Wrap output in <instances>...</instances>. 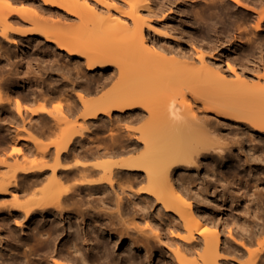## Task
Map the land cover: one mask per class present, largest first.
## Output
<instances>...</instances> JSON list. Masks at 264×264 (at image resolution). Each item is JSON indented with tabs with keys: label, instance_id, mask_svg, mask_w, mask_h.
<instances>
[{
	"label": "bare ground",
	"instance_id": "6f19581e",
	"mask_svg": "<svg viewBox=\"0 0 264 264\" xmlns=\"http://www.w3.org/2000/svg\"><path fill=\"white\" fill-rule=\"evenodd\" d=\"M16 1L21 0H0V55L6 58L11 56L10 45L2 44L4 41L15 44L18 51H27L19 48L21 39L9 37L8 30L13 29L10 23L21 20L39 21L44 8L42 4L49 5L51 13H56L53 7H58L64 10L66 16L76 15L85 25L88 22L93 25L103 24L115 33V38L99 40L101 45L94 48L88 45L86 38L59 36L48 29L22 28L15 30V33L18 36L39 33L46 41L55 44L54 50L66 51L65 54L58 53L63 58L67 57L60 61L58 66L65 67L68 71L75 70L79 75H88L97 68L107 67L110 63L114 66L116 80L111 94L105 95V98L94 99L88 98L82 92H77L76 97L68 95L65 98L66 108L63 109L65 112H70L79 103L87 109L84 118H98L105 114L111 117V125L117 120L116 117L113 120V112L120 116L124 113H134L138 117L148 115V119L140 129L139 137L124 141L111 126L109 141L103 146L83 143L77 139L86 134L83 129L61 128L59 138L52 139L43 146L40 145L44 139L41 136L32 133L27 136L19 135V139L30 140L28 153L32 156L38 153L39 156L35 160L24 162L0 161V167L6 168L0 170V198L10 195V202H0V233L1 230L6 232L5 236H0V255L3 256L7 249H13L14 244H17V247L19 244H25L22 251L15 247L16 251H12L9 257L3 256L1 264H112L110 260L115 254V246L124 238L128 239L126 249L143 248L149 256L147 251L150 246L144 242L139 243L137 237L129 233V227L122 226L124 222L121 209L125 197L116 191L117 188L122 192L127 189L131 194H144L143 198L147 200L152 196L156 203H160L180 218V230L173 232L171 229V239L181 240V247L174 250L178 264H192L186 254L194 251L198 261L193 264H224L218 259V228L202 221L191 200L186 197L182 188L176 186L170 174L178 166V161L192 162L196 156L207 155L212 149L217 150L216 156L220 158H235L237 153L233 152L231 147L241 149L246 142L245 136H235L230 139L231 142H221L217 145L213 142L212 135L219 130L213 121L222 120L227 126H231L232 130L229 131L236 134L243 133V129L264 134V65L262 75H244L235 63L228 62V69L235 73V77L231 78L227 77L220 67H215L204 59L203 48H199L197 56H193L179 47L174 48L149 39L146 30H152L149 16L152 13L153 0H122L125 9H115L106 16L100 13L105 8L109 11L111 4L117 8V0H95L93 3L42 0V4L28 2L29 11L16 7ZM223 2L227 5L233 2L237 7L252 10L257 16L254 28L258 30L262 27L264 0H254L258 8L245 0ZM209 6L214 7L215 2H211ZM45 8L47 9L46 6ZM221 13L219 8L209 10V14ZM155 34L158 32L155 31ZM74 55L84 59L85 67L77 57L73 60ZM194 57L199 60V64H196ZM55 60L58 62L60 59L55 57ZM69 63H72L70 67ZM58 75L64 76L62 68L59 69ZM254 76L256 80H253ZM20 78L22 77L17 69L7 73L2 70L0 72V86H5L8 91L5 101L0 99V111L11 117L10 120L0 122V125L6 127L8 134L19 126L31 131L36 130V133H50L51 127L48 128L49 117L46 112L52 111L46 108L44 103L37 108L31 107L29 102L36 100V95L28 91L23 93L25 84L23 86ZM110 78L112 75L105 79V83ZM95 82L96 89L104 84L97 80ZM27 83L28 89L35 88L31 87L29 81ZM36 88L42 89L39 83H36ZM64 111L63 116L66 115ZM25 112L36 117L26 119ZM61 123L62 121H58L56 124L60 126ZM228 137L226 135L225 139ZM246 137L249 139L251 136ZM142 140L144 150L138 156L105 160L102 165L78 158L94 157L100 153L109 156L129 153L138 149L139 141ZM75 142L77 147L73 148ZM51 144L55 149L50 148ZM13 149L12 151L16 152L20 150L19 147ZM248 149L251 151L256 148ZM262 151L263 149L259 156L263 159ZM48 158H53L54 162L48 163ZM101 171L103 173L98 177H89V173ZM47 179L49 181L46 186H42ZM142 180L146 181V186L134 190V184ZM68 181L71 183L61 186L60 182ZM83 191L101 204L113 202L116 214L95 211L91 213L94 217V220H91L93 217L90 219L89 214L83 213L80 208L82 198L79 195ZM99 191L100 194L94 195ZM113 192L115 199L109 200L108 197H111ZM21 195H30L36 199L35 206H23L18 201ZM14 215H19L21 219H15ZM117 218L122 221V225L117 224ZM145 221L147 229L138 225L130 228L153 233L158 241H162L161 232L153 227L148 219ZM17 227L20 230L29 227L28 236H17ZM65 231L68 236L60 241ZM87 234L92 239L91 245H88L85 237ZM4 239L6 246L1 243ZM199 242H202L201 250L191 248ZM249 242H255L256 245L241 242L247 250L248 263L262 264L264 236L256 240L250 239ZM129 257L135 260L133 251L130 255L127 254V259L131 260ZM116 264L120 262L117 260Z\"/></svg>",
	"mask_w": 264,
	"mask_h": 264
},
{
	"label": "rangeland",
	"instance_id": "374dc122",
	"mask_svg": "<svg viewBox=\"0 0 264 264\" xmlns=\"http://www.w3.org/2000/svg\"><path fill=\"white\" fill-rule=\"evenodd\" d=\"M76 1L95 2V0ZM245 1L258 8L254 4V0ZM28 2H41L42 4V0H21L16 1L15 4L16 7L27 11L30 8V5H27ZM211 2H215L214 7L209 6ZM232 3L224 4L223 0H153L152 13L149 16L152 30H146L147 37L174 48L179 47V49L190 52L193 56H197L199 48H203L205 51L204 59L213 66L220 67L227 77H235L234 71L228 69V62L235 63L240 73L244 75L246 73L262 75V66L264 65V22L262 27L256 30L253 26L257 17L256 13L252 10H245L241 6L237 7ZM42 5L44 8L42 7L43 10L40 13L42 18L39 21L21 20L10 23L13 29L8 30L9 37L13 36L21 39L18 46L27 51H18L15 44L4 41L2 44L7 43L10 45L11 56L6 58L0 55V72L2 70L3 73H7L8 71H15V69L19 71V75L22 77L20 81L23 86L25 84V88L22 89L23 93L27 91L28 93H34L36 95L34 101H37L39 106L41 103L46 104V108L52 111V113L46 112L47 117H49L48 128L51 127V130H49L50 133L42 136L38 135L36 130L31 131L26 127L19 126L13 128L11 133L8 134L6 127L0 125V161L11 163L21 160L24 162L38 158V153L33 156L28 153V146L31 142L28 138L19 139L18 137L21 134L27 136V134L32 133L41 136L44 138L40 144L42 146L52 139L59 138L61 128L83 129L86 134H83V137H77V139H80L83 143L98 146H103L109 141L108 133L111 126L117 131L119 137L123 138V141L139 137L140 129L145 126L148 115L138 117L134 113H124L120 116L113 112L112 118L114 120L116 117L117 120L111 125V117L105 114H101L98 118H84L87 109L80 106L79 103L68 113L63 110L66 106L65 98L68 95L76 97L77 92H82L88 98L94 99L105 98V95L111 94L114 80H116L114 66L112 67L110 63L107 67L97 68L88 75H79L80 73L75 70L68 71L65 67L58 66L60 61L67 58H63L58 53L65 54L66 51L54 50L55 44L46 41L39 33L18 36L15 30L22 28L48 29L59 36L86 38L91 48L99 47L101 45V42H98L99 40L114 39L115 33L103 24L93 25L88 22L85 25L78 16H66L64 10L58 9V7H53L56 13H51L49 5ZM111 5L109 11L105 8L100 14L106 16L110 11L114 12L115 9H125L122 0H117V8L114 4ZM211 8H219L222 13L220 15L209 14ZM1 28L0 25V32ZM155 31L158 34H155ZM0 38H2L1 35ZM55 57L60 60L57 62ZM76 57L85 67L84 59H81L79 55H74L73 60ZM194 59L196 64H199V60L196 57ZM69 64L70 67L72 63ZM60 68L64 72L63 77L58 75ZM110 75H112V78L105 83V79ZM96 80L104 83L99 89H96ZM253 80H256L255 76ZM27 81L32 84L31 87L35 88L28 89ZM36 83L40 84L41 90L36 88ZM7 93L5 86H0V99L4 100ZM62 110L66 115L63 116ZM199 115H201L200 112ZM24 116L26 119L36 117L34 114L26 112ZM10 119L11 117L6 112L0 111V122ZM54 121L56 123L62 121V123L58 126ZM212 123L217 125L219 130L212 135L213 142L217 145H220L221 142H231L230 139L235 136H245L246 142H244L241 149L236 146L231 147L233 152L237 153L235 158L229 159L227 156L220 158L216 156L217 150L212 149L211 153L213 154L209 153L202 157L200 155L196 156L192 162L178 161L179 167L174 168L170 177L177 187L183 189L202 221L208 223V225L214 224L218 228L220 237L219 261L224 264H249L247 250L241 242L256 245L255 242L250 244L249 240H256L264 236V156L263 159L262 156H259L262 149L264 153V134L245 129H243V133L236 134L229 131L232 130L231 126H227L222 120L213 121ZM226 135L229 136L227 139H225ZM246 135L251 137L247 139ZM143 144V140L139 141V148L129 153L114 156L100 153V155L94 157L83 158L78 156V158L80 157L81 160L88 163L96 162L102 165L105 164V160H120L140 155L144 150ZM16 147H19L20 150L18 152L12 151ZM76 147L77 143L75 142L73 148ZM248 147L258 150L252 149L250 151ZM50 148L55 149L52 144ZM47 162H54L53 158H48ZM5 169L0 167V170ZM102 171L89 173V177H98L103 173ZM48 181L47 179L42 186H46ZM60 183L63 187L70 184L71 181ZM146 184L144 180L139 181L134 184L133 189L141 188ZM116 191L125 197L121 209V217L124 223L122 225V221L117 218V224L129 227V233L137 237L139 243L144 242L150 246L149 251H147L150 255L147 256L148 254L146 255L143 248L139 250L126 249L128 239L124 238L115 246V254L110 263L116 264L118 260L120 264H131L134 259L129 257L131 260H128L127 254L130 255V252L133 251L135 257V260L132 261L133 264H178L174 250L181 247V240L171 239V229H173V232L180 230L178 227L182 224L180 218L171 210H166L160 203H156L152 196L150 200H147L143 198L144 194H131L127 189L122 192L121 189L117 188ZM82 194L83 196H81ZM98 194H100V191L94 195ZM110 194L112 195V193ZM81 195H79L82 198L80 208L83 213L89 214L90 219L91 213L95 211L102 214H116V206L113 202L101 204L93 196H87L84 191ZM108 199H115L114 192ZM3 200L10 202V195L0 198V202ZM35 200L30 195H21L18 201L23 206L29 207L35 206ZM14 218L21 219L19 215H14ZM145 219H148L151 225L161 232L162 241H158L153 233H145L130 228V226L138 225L147 229ZM91 220H94V217ZM68 224L67 220L66 225L68 226ZM121 229L119 231H122ZM27 230L30 231V228L20 230L17 227L15 232L18 234L17 236L24 238L29 234ZM67 231L69 232L68 229ZM68 232H64L60 241L68 236ZM5 233L4 230H1L0 236H5ZM85 237L89 242L88 245H91V237L88 234ZM10 240L15 242L14 239ZM5 241L4 239L1 242L2 246H6ZM19 245L17 247V244H14V250L12 248L7 249L3 256L9 257L12 251H16L15 247L22 251L25 244ZM201 245L202 242H199L191 248L201 250ZM90 251L92 252V248H90ZM3 256L0 255V264ZM186 258L192 264L198 261L195 251L187 253ZM262 261V264H264V260Z\"/></svg>",
	"mask_w": 264,
	"mask_h": 264
},
{
	"label": "crops",
	"instance_id": "0c3cea01",
	"mask_svg": "<svg viewBox=\"0 0 264 264\" xmlns=\"http://www.w3.org/2000/svg\"><path fill=\"white\" fill-rule=\"evenodd\" d=\"M29 103H30V105H31L32 108H37V107H39V103H38L37 101H33V102H29ZM50 107H51V106H50ZM37 134H38V135H43V136L46 135V133L41 134V133H39V132H37Z\"/></svg>",
	"mask_w": 264,
	"mask_h": 264
}]
</instances>
